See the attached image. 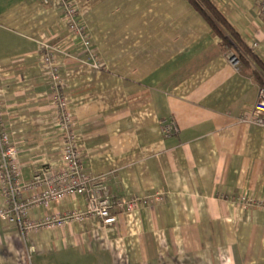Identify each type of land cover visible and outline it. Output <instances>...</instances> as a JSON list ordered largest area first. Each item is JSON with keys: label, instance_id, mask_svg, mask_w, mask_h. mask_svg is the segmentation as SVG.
<instances>
[{"label": "crops", "instance_id": "obj_1", "mask_svg": "<svg viewBox=\"0 0 264 264\" xmlns=\"http://www.w3.org/2000/svg\"><path fill=\"white\" fill-rule=\"evenodd\" d=\"M72 1L97 67L79 39L73 46L64 0H0L1 120L24 179L59 170L65 97L92 179L86 195L34 205L29 219L86 213L99 195L125 204L111 225L87 216L24 234L0 219V264H264V126L253 121L264 87L255 72L231 64L189 0ZM210 1L264 62L259 0ZM44 43L73 49L59 55V85ZM67 54L84 61L68 64Z\"/></svg>", "mask_w": 264, "mask_h": 264}, {"label": "built area", "instance_id": "obj_2", "mask_svg": "<svg viewBox=\"0 0 264 264\" xmlns=\"http://www.w3.org/2000/svg\"><path fill=\"white\" fill-rule=\"evenodd\" d=\"M49 2V0H44ZM65 4V23L66 31L71 35V39L76 46V40H80L79 45L87 51L86 60L92 62L94 67L99 65V57L94 44L91 32L81 21L80 13L72 0H64ZM62 51H67L62 45ZM46 51L45 60L54 67L53 79L56 84H60L63 77L61 66L57 65L56 48L50 47L47 43L43 44ZM73 57L71 62H83L84 58L75 54L66 55ZM231 64L238 68L240 61L237 57H230ZM62 115L60 122L66 131V143L64 145L63 161L64 166L57 170L51 166L36 172L32 178L24 179L23 166L18 149L10 132L1 120L2 101L0 100V190L3 194L0 200V219L9 223H17L20 230L25 233L40 232L44 229L63 227L73 221H81L83 217L99 216L107 225L118 221L113 209L117 204L125 203L113 202L109 196H95L90 200V207L86 213L80 214L73 211L67 214H56L55 216L40 217V220L28 218V212L34 205L51 204L63 201L65 198L75 195H86L91 188V178L88 176L86 162L83 159L82 150L75 142L76 134L73 129L74 120L69 110V103L64 97L60 105ZM254 123L264 126V89L259 92V99L256 104V115ZM170 130L174 131V126L169 125ZM30 191L34 194L25 200L20 199V195ZM141 204L140 200L135 199L127 206L129 209H136Z\"/></svg>", "mask_w": 264, "mask_h": 264}, {"label": "trees", "instance_id": "obj_3", "mask_svg": "<svg viewBox=\"0 0 264 264\" xmlns=\"http://www.w3.org/2000/svg\"><path fill=\"white\" fill-rule=\"evenodd\" d=\"M196 9L210 22L212 30L222 39V45L233 51L242 67L250 68L264 87V62L251 49L239 31L219 11L210 0H189Z\"/></svg>", "mask_w": 264, "mask_h": 264}, {"label": "rangeland", "instance_id": "obj_4", "mask_svg": "<svg viewBox=\"0 0 264 264\" xmlns=\"http://www.w3.org/2000/svg\"><path fill=\"white\" fill-rule=\"evenodd\" d=\"M67 1H69V0H67ZM259 6H260V9L262 10V12L264 13V0H259ZM63 24H64V26L66 25V23L65 22H63ZM62 47L63 46H60V47H52V48H56V49H58V50H56L55 51V54H56V52H57V54H56V56H57V65H59V66H61L62 67V63H61V58H60V56L59 55H61L62 56ZM67 49L68 50H70L71 49V51L73 50L72 49V47H67ZM96 49H97V47H96ZM228 56H229V59H230V57H237L238 58V56L233 52V51H231V50H229L228 49ZM76 55V54H75ZM77 56V55H76ZM98 57H99V55H98ZM72 59H73V57H69L68 58V64H70V62L72 61ZM45 62H46V60H45ZM47 64H49L51 67H52V78H53V71H54V67H53V65L52 64H50V63H48V62H46ZM60 67V68H61ZM240 67V66H239ZM86 168H87V164H86ZM71 197V196H70ZM67 198H69V197H67ZM67 198H65V199H67ZM64 199V200H65ZM63 200V201H64ZM85 217H83V219H84ZM75 222H78V220H76ZM56 228H60V227H56ZM56 228H49V229H56Z\"/></svg>", "mask_w": 264, "mask_h": 264}]
</instances>
